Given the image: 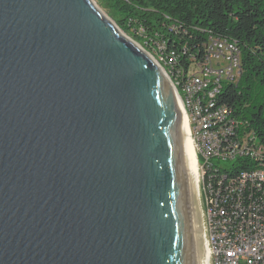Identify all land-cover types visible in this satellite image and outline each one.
I'll list each match as a JSON object with an SVG mask.
<instances>
[{"label":"water","instance_id":"water-1","mask_svg":"<svg viewBox=\"0 0 264 264\" xmlns=\"http://www.w3.org/2000/svg\"><path fill=\"white\" fill-rule=\"evenodd\" d=\"M179 102L93 0H0V264H203Z\"/></svg>","mask_w":264,"mask_h":264},{"label":"built area","instance_id":"built-area-1","mask_svg":"<svg viewBox=\"0 0 264 264\" xmlns=\"http://www.w3.org/2000/svg\"><path fill=\"white\" fill-rule=\"evenodd\" d=\"M153 47L188 121L207 263L264 264V144L218 97L243 73L238 43L210 36L184 49L187 66L164 41Z\"/></svg>","mask_w":264,"mask_h":264},{"label":"trees","instance_id":"trees-1","mask_svg":"<svg viewBox=\"0 0 264 264\" xmlns=\"http://www.w3.org/2000/svg\"><path fill=\"white\" fill-rule=\"evenodd\" d=\"M119 27L152 50L156 42L176 51L194 50L210 36L238 43L243 73L219 97L264 144V0H101ZM172 26L177 29H172Z\"/></svg>","mask_w":264,"mask_h":264},{"label":"bare ground","instance_id":"bare-ground-1","mask_svg":"<svg viewBox=\"0 0 264 264\" xmlns=\"http://www.w3.org/2000/svg\"><path fill=\"white\" fill-rule=\"evenodd\" d=\"M179 104L181 108V103L179 102ZM181 132H182L187 160H188V164H189V168H190V172L192 176L193 187L194 189H196V184H197V179H198V164H197V160L195 157V149L192 143L193 141L190 136V129H189L188 121L183 113H182ZM196 203H197V199H196ZM202 242H203V251H204L203 264H208L207 263L208 253H207L206 245H205V242L203 241V238H202Z\"/></svg>","mask_w":264,"mask_h":264},{"label":"rangeland","instance_id":"rangeland-1","mask_svg":"<svg viewBox=\"0 0 264 264\" xmlns=\"http://www.w3.org/2000/svg\"><path fill=\"white\" fill-rule=\"evenodd\" d=\"M96 4H97V6L98 7H100L107 15H109L110 16V14H109V11H108V9H106V8H103L102 7V5H101V0H93ZM111 17V16H110ZM112 18V17H111ZM113 19V18H112ZM113 21H115L114 19H113ZM116 22V21H115ZM117 23V22H116ZM118 25V24H117ZM119 26V25H118ZM126 33V32H125ZM126 35H128L131 39H133L135 42H137L140 46H142L143 48H145L154 58L155 57H157L158 58V53H154V52H152V51H155V49H152V51L151 50H148L147 48H146V44H145V42H139V41H137L136 40V38H134L132 35H130V34H128V33H126ZM153 47V46H152ZM154 48V47H153ZM156 52V51H155ZM155 54H158V55H155ZM155 55V56H154ZM224 165H226V166H228V165H230V162H224L223 163ZM194 191L196 192V190L194 189ZM202 238H203V236H202Z\"/></svg>","mask_w":264,"mask_h":264}]
</instances>
